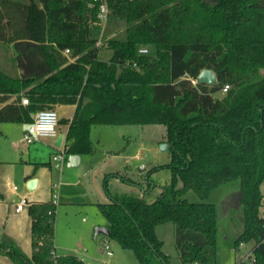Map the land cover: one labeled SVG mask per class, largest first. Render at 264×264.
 I'll return each mask as SVG.
<instances>
[{"label":"trees","instance_id":"16d2710c","mask_svg":"<svg viewBox=\"0 0 264 264\" xmlns=\"http://www.w3.org/2000/svg\"><path fill=\"white\" fill-rule=\"evenodd\" d=\"M107 3L106 25L116 19L126 29L107 41L113 54L104 60L98 1L0 0V41L14 46L21 69H0V104L18 98L0 109V121L31 123L38 110L75 104L69 155L93 152V125H165L171 183L152 203L127 194L98 203L109 236L139 264H171L156 227L172 222L183 264H217L216 206L207 199L238 179L245 226L235 245L254 242L253 264H264V0ZM147 45L155 56L139 53ZM204 69L215 84L193 82ZM189 190L201 201H187ZM28 204L32 254L1 235L0 254L14 264H90L55 254L57 204Z\"/></svg>","mask_w":264,"mask_h":264},{"label":"rangeland","instance_id":"374dc122","mask_svg":"<svg viewBox=\"0 0 264 264\" xmlns=\"http://www.w3.org/2000/svg\"><path fill=\"white\" fill-rule=\"evenodd\" d=\"M99 56L108 60L113 51L107 48L110 38L123 36L126 25L116 19H110L108 25H101ZM104 45V46H103ZM150 55L157 54L155 45H147ZM16 51L11 43L0 41V69L12 76L20 75L16 60ZM221 93L220 95H223ZM56 109V108H55ZM74 107L69 105L67 115L72 116ZM61 116V109L57 110ZM66 115V116H67ZM66 129L65 123L62 124ZM19 129L10 133L9 141L19 151V157L27 160L15 164L13 169H31L29 161H37L35 179L39 183L33 191L28 184L20 180L16 170L10 175L11 186L17 185L19 193L29 192L35 199L52 200L58 195L55 223V254L58 256L73 254L90 264H139L135 252L123 248L110 236H106L113 255L103 249L105 235L95 237V229L106 223L98 203L110 201L111 195H135L146 202H154L163 189L171 183L172 175L169 163L171 150L167 142L166 126L163 124H97L93 125L90 137L94 145L91 153L82 154L80 164L70 167L65 162L61 168L53 161L57 150L48 145L37 143L30 147L19 145ZM2 138L0 143L4 145ZM167 144V149L162 145ZM36 148V152H32ZM12 149H15L12 147ZM30 153L28 154V150ZM51 150L53 151L50 156ZM13 151V150H12ZM35 151V150H34ZM31 154V155H30ZM69 157V156H68ZM32 162V163H33ZM17 173V174H16ZM181 186V182L178 183ZM6 189H8L6 187ZM5 194L10 195L11 191ZM184 198L189 202L201 199L193 190ZM214 203L217 213L216 263L217 264H253L252 248L254 242H243L236 246V239L245 226L244 206L241 201L240 180H232L214 189L207 199ZM264 215V200L260 207ZM158 237L163 241V251L169 255L171 264H183L176 246V226L172 222L156 227ZM24 252L30 254L31 245L22 243ZM251 253V257L249 256ZM9 264H14L8 257Z\"/></svg>","mask_w":264,"mask_h":264},{"label":"crops","instance_id":"0c3cea01","mask_svg":"<svg viewBox=\"0 0 264 264\" xmlns=\"http://www.w3.org/2000/svg\"><path fill=\"white\" fill-rule=\"evenodd\" d=\"M64 54L69 55L70 53H67L66 51H64ZM17 99H18L17 96H14L13 98L10 99L9 102L0 104V109L4 108L5 106L9 104L18 103ZM69 105H73L74 107L72 116H69L66 114L67 108ZM58 109H61L62 111L61 116H60L58 135L56 137L42 138L30 145H26L20 142V138L22 137L24 131L27 129L30 123H26L24 121H0V140H2V138H4L5 140L8 139V141H5L7 143H5L4 145H2L3 143H0V235L2 237H9L13 239L14 241L18 243V245L22 249H23L22 243H25L26 245L29 244L32 246V229H31L32 228V218L28 213L29 204L25 207V209L22 212H17L16 203L22 197L26 198L30 203L31 202H43V201H49V200L35 199L36 196H32L33 198H30L32 194H29V192L19 193L18 191L20 188L17 185L11 186L9 181L6 182V179L10 175L15 174L16 170H19L17 171V173L20 174L21 172V174L18 176V178L20 180H23L24 183L29 184L31 180L35 179L34 178L35 177L34 168H38L40 166V163L37 161L35 162L29 161V163L32 165L31 169H26V167L21 168V170L13 169L15 164L25 163V161L27 162V160L22 157H19L18 149H16V147L10 143L8 137L10 136V133L12 134L18 128L19 133H20L19 138H18V144L20 146L23 145V146L30 147L31 145H35L37 143H40V144L46 143L54 147L57 150L63 143L67 145V133H68L71 120L73 119L75 111H76V105L75 104H60L56 107V110ZM33 114H32V117H33ZM63 123H65L66 125L65 130H63L62 128ZM60 137H63V138L60 141V145H58ZM12 147L15 149H12ZM30 150L31 149L28 150L29 151L28 154L30 153ZM34 150H32V152H36V148ZM52 153L53 151L51 150V152L49 153L50 156L52 155ZM66 162H68V159ZM35 180H37L36 186L33 189H30L28 187V189L31 191L36 189L39 183L38 179H35ZM6 187L8 189H6ZM14 187H17V190H15ZM8 190L11 191L10 195L5 194L6 191ZM101 203H105V202H101ZM102 226L107 227V224L105 223ZM30 251L31 252L28 255L32 254L33 248ZM5 258L6 256L0 254V264H9Z\"/></svg>","mask_w":264,"mask_h":264},{"label":"built area","instance_id":"2783aa9c","mask_svg":"<svg viewBox=\"0 0 264 264\" xmlns=\"http://www.w3.org/2000/svg\"><path fill=\"white\" fill-rule=\"evenodd\" d=\"M99 2V10H98V19L99 23L101 25H106L108 21L109 16V7L107 0H96ZM97 45H101L100 41ZM67 53H70L69 49L65 50ZM139 53L140 54H149L150 51L147 46H140L139 47ZM136 65V64H134ZM194 83L197 82V80H193ZM229 88V85H225L223 88V92H226ZM23 104H29L28 98H22ZM60 124V116L56 109H42L38 110L33 114L32 122L28 125L27 129L24 131L22 137L20 138V142L26 145H30L42 138L45 137H56L58 135V128ZM68 148L65 143H63L58 149L57 152L53 154V161L55 162L56 166L61 168L63 164L68 159ZM15 190H17V187H14ZM58 195L54 194V197L52 201L57 204L56 198ZM28 205V200L24 197H22L17 203H16V211L22 212L25 207ZM243 243H241L239 246H242ZM103 249L106 251V254L111 256L113 255V251L111 248V245L109 244L107 237H104L103 242ZM249 256L251 257V253H249ZM253 258V262H254Z\"/></svg>","mask_w":264,"mask_h":264},{"label":"water","instance_id":"95a60500","mask_svg":"<svg viewBox=\"0 0 264 264\" xmlns=\"http://www.w3.org/2000/svg\"><path fill=\"white\" fill-rule=\"evenodd\" d=\"M197 82L198 83H206L208 85H213L217 82V76L213 70L204 69L203 71H201L200 75L198 76ZM62 138L63 137L59 138L58 145H60V141L62 140ZM162 149H167V144H163ZM80 161H81V155L80 154H70L68 157V165L70 167H75V166L79 165ZM36 184H37V180H35V179L31 180L28 184V187L30 189H33L36 186ZM100 234H103L105 236H109L110 229L106 226H99L95 229V237H97Z\"/></svg>","mask_w":264,"mask_h":264}]
</instances>
